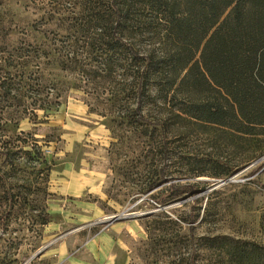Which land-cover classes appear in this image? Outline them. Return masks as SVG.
<instances>
[{"label":"rangeland","instance_id":"obj_1","mask_svg":"<svg viewBox=\"0 0 264 264\" xmlns=\"http://www.w3.org/2000/svg\"><path fill=\"white\" fill-rule=\"evenodd\" d=\"M42 15L0 0V264L87 258L103 231L116 264H264V134L177 119L184 90L137 118L125 69L96 77L86 60L100 31Z\"/></svg>","mask_w":264,"mask_h":264},{"label":"trees","instance_id":"obj_2","mask_svg":"<svg viewBox=\"0 0 264 264\" xmlns=\"http://www.w3.org/2000/svg\"><path fill=\"white\" fill-rule=\"evenodd\" d=\"M31 1L43 14L44 26L68 12L74 16L63 27L70 34L89 37L100 31L97 42L87 43L92 51L86 60L98 62L101 75L82 73L104 78L109 70L125 69L123 78H131L139 103L137 118L153 95L173 102L184 90L180 112L188 119L175 115L177 119L248 136L264 134V0ZM32 52L37 60L54 56ZM75 55L68 62L79 63ZM66 64L60 61L64 69L70 66ZM198 83L203 87L200 103L193 90Z\"/></svg>","mask_w":264,"mask_h":264},{"label":"crops","instance_id":"obj_3","mask_svg":"<svg viewBox=\"0 0 264 264\" xmlns=\"http://www.w3.org/2000/svg\"><path fill=\"white\" fill-rule=\"evenodd\" d=\"M88 244L90 255L87 258L72 256L67 247L61 246L57 264H116L110 252L112 240L107 232L103 231L96 235Z\"/></svg>","mask_w":264,"mask_h":264}]
</instances>
